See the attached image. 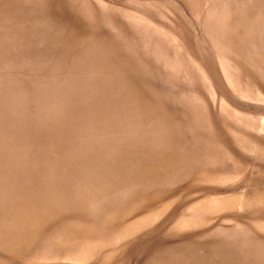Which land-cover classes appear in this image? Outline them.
Returning <instances> with one entry per match:
<instances>
[{
    "label": "rangeland",
    "instance_id": "1",
    "mask_svg": "<svg viewBox=\"0 0 264 264\" xmlns=\"http://www.w3.org/2000/svg\"><path fill=\"white\" fill-rule=\"evenodd\" d=\"M0 264H264V0H0Z\"/></svg>",
    "mask_w": 264,
    "mask_h": 264
}]
</instances>
